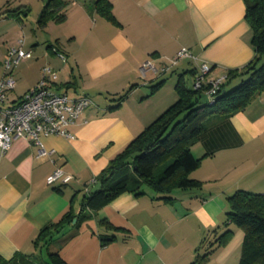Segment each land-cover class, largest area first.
I'll list each match as a JSON object with an SVG mask.
<instances>
[{
	"label": "crops",
	"instance_id": "obj_1",
	"mask_svg": "<svg viewBox=\"0 0 264 264\" xmlns=\"http://www.w3.org/2000/svg\"><path fill=\"white\" fill-rule=\"evenodd\" d=\"M107 1L114 21L99 11L96 0H63L55 13L62 19L41 23L47 0H0V77L8 46L23 35V48L31 51L12 70L15 85L7 102L32 87L45 65L57 73L56 91L92 100L83 112L86 122L68 127L71 137H42L46 155L40 156L24 136L14 137L0 152L4 260L20 254L36 258L39 246L47 247L34 244L40 228L65 213L78 214L83 192L97 182L109 160L177 99L175 85L181 78L193 88L197 65L191 59L179 58L164 73L147 70L144 76L142 62L167 64L186 47L210 64L208 79L225 75V83L228 71L254 56L243 0ZM21 5L29 8L23 21L5 11ZM204 120L207 128L191 146L202 159L190 173L202 186L175 188L171 201L146 186L143 194L126 191L97 211L85 209V219L76 225L74 217L56 233L70 235L55 245L65 264H238L244 232L224 224L226 198L239 189L264 193V90L231 116L213 113ZM56 166L72 175L67 183H46ZM225 229L232 231L226 242L205 260H196V247L203 253Z\"/></svg>",
	"mask_w": 264,
	"mask_h": 264
},
{
	"label": "trees",
	"instance_id": "obj_2",
	"mask_svg": "<svg viewBox=\"0 0 264 264\" xmlns=\"http://www.w3.org/2000/svg\"><path fill=\"white\" fill-rule=\"evenodd\" d=\"M245 20L252 30L254 56L240 69L228 71L227 81L222 83L210 102L203 89H195L184 84L181 78L175 85L177 99L147 124L125 147L109 160L107 166L96 176L101 187L96 191L83 192L78 214L65 213L58 221H52L40 228L34 244H49L65 223L77 218L76 225L88 215L85 209L97 211L123 192L140 195L146 186L166 201H171L173 189L200 188L202 182L191 177L202 157H196L191 146L196 143L207 128V115L213 113L217 118H227L243 109L256 92L264 90V0H243ZM63 0H47L38 21L49 18L61 20V14H55ZM97 7L105 16L113 20L110 3L96 0ZM19 21L28 15L29 8L24 5L5 10ZM247 74L240 83L226 89L227 82L238 75ZM157 85H154L155 89ZM129 90L118 95V101L124 99ZM207 101L202 103L203 92ZM228 210L225 225L234 224L244 232L238 264H264V193L236 190L226 198ZM230 229L215 235V239L200 254L196 247V260H205L216 248L223 245L231 234ZM70 236V235H69ZM63 238V241L68 239ZM111 238H102L107 241ZM61 243V242H60ZM59 243V244H60ZM61 243V244H62ZM65 243V242H64ZM44 244V243H43ZM59 245V247L61 246ZM48 249V264H65L59 253ZM0 264H40L24 254L11 260L0 257Z\"/></svg>",
	"mask_w": 264,
	"mask_h": 264
},
{
	"label": "built area",
	"instance_id": "obj_3",
	"mask_svg": "<svg viewBox=\"0 0 264 264\" xmlns=\"http://www.w3.org/2000/svg\"><path fill=\"white\" fill-rule=\"evenodd\" d=\"M24 36H20L15 44L6 48L3 59V75L0 77V152L3 153L16 136H24L38 147V154L44 156L48 150L44 147L42 137L46 135H61L71 137L68 127L79 121L86 122L84 110L92 104L87 95L71 97L66 93L56 91L52 87L57 73L51 66L45 65L41 70V78L30 87L17 101L8 103V92L14 88L15 78L12 70L21 61L31 56V51L23 48ZM179 58H189L197 65L193 88L203 89L209 101L215 99V94L225 79V75L208 79L210 64L199 61L192 52L180 48L175 57L167 64L155 65L151 60L142 62L139 66L142 76L147 70L155 74L164 73ZM71 174L65 173L61 166H56L45 181L47 184L67 183Z\"/></svg>",
	"mask_w": 264,
	"mask_h": 264
},
{
	"label": "rangeland",
	"instance_id": "obj_4",
	"mask_svg": "<svg viewBox=\"0 0 264 264\" xmlns=\"http://www.w3.org/2000/svg\"><path fill=\"white\" fill-rule=\"evenodd\" d=\"M167 77H169V74L167 75ZM239 83H240V81H237V82H230L229 81L226 83V87L229 89V88H232V87L238 85ZM116 99L118 100V96L116 97ZM206 101H207V97L205 94H203L201 97V102L204 103ZM62 238H63L62 233L56 234L54 236V241H52L50 244H48V248L47 247L45 248V246H44V248L42 249L43 244L41 246H39L38 256H36V258L32 257V260H34L35 262L40 263V264H48V258H47V251L46 250H48V249L50 251L54 250L56 247L55 245L59 244L60 242L63 241Z\"/></svg>",
	"mask_w": 264,
	"mask_h": 264
},
{
	"label": "water",
	"instance_id": "obj_5",
	"mask_svg": "<svg viewBox=\"0 0 264 264\" xmlns=\"http://www.w3.org/2000/svg\"><path fill=\"white\" fill-rule=\"evenodd\" d=\"M101 187V183L100 182H95L92 186H91V188H90V191H96L97 189H99ZM76 219H74V221H75Z\"/></svg>",
	"mask_w": 264,
	"mask_h": 264
}]
</instances>
